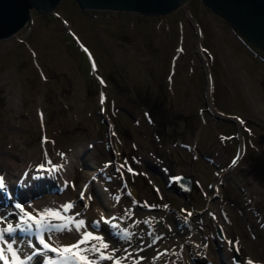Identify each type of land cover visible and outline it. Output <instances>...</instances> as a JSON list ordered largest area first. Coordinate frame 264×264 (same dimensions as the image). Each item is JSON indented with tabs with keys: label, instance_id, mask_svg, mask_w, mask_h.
Masks as SVG:
<instances>
[{
	"label": "rangeland",
	"instance_id": "1",
	"mask_svg": "<svg viewBox=\"0 0 264 264\" xmlns=\"http://www.w3.org/2000/svg\"><path fill=\"white\" fill-rule=\"evenodd\" d=\"M53 10L31 9L26 24L0 40V171L15 182L27 161L35 174L82 155L68 175H55L59 188L67 179L63 190H43L21 201L25 208L73 202L67 216L81 211L76 218L97 222L84 207L111 212L105 193L112 211L166 210L147 225L152 242L169 241L192 220L202 247H184L178 264H264V55L201 0L161 15L82 10L74 0ZM208 103L241 122L216 118ZM219 169L229 170L223 180ZM91 171L94 190L81 200ZM177 174L191 176L190 192H175Z\"/></svg>",
	"mask_w": 264,
	"mask_h": 264
},
{
	"label": "bare ground",
	"instance_id": "2",
	"mask_svg": "<svg viewBox=\"0 0 264 264\" xmlns=\"http://www.w3.org/2000/svg\"><path fill=\"white\" fill-rule=\"evenodd\" d=\"M207 85H208L207 94H209V86H210L209 77H208V84ZM208 105H209V108L213 110V108L210 106V103H208ZM80 151L81 150L77 151L76 153H72L69 156L66 154L63 157V164H59L60 161H58V163H57V169L58 170L53 172V173H55V175L56 174H59V175L62 174L63 175V172H64V176L68 175V171H70V169L73 167V164L78 162V160H79L78 157L80 156V153H81ZM28 164H30L28 161L25 162V169H23V170L21 169L22 171L19 168V171H21V174L23 175L24 173H26V175L22 180V187L15 189L14 190L15 194L11 195L12 200H13V205H12L13 208L7 213V215L5 217V218H7L8 222H12L13 224H15L17 222L18 216H19L18 215L19 212L15 208V205L17 203H19V200H18L19 198H17V197H22V196L26 195L27 193L31 192V190L33 188H35V189L37 188L36 181H39L36 178L37 174L42 173L43 174L42 179L48 178L47 177L48 171L47 172L38 171V172H35V174H34L33 173L34 170H31L29 168ZM228 172H229V170H227V169H219L217 172L219 179L220 180L225 179ZM94 173H95L94 171H91L89 173V178H91V176ZM13 174L14 173H12L11 175H13ZM18 174H19V172H18ZM21 174H19L18 177H20ZM10 177H12V176H10ZM66 180H65V177L62 178V180H61L62 186H67ZM42 181L43 180L39 181V184L41 185V187H42V184H41ZM88 181H89V179H88ZM28 182H30V183H28ZM6 184L8 185L7 182H6ZM9 184L13 185V182H9ZM82 185H81V187H82ZM94 186H95V182H93V179H90V182H89L88 187L86 189V193L88 191H91L94 188ZM81 187H80L79 191L81 190ZM100 190H102V189H100ZM102 197L104 198L103 207L105 209H109V210L111 209L110 210L111 212H108L106 214V212H104V211H96L93 209L88 211V206L84 207V209L86 210V215L89 212L92 214L93 213H96L99 215L103 214L104 217H108L109 224L104 225L99 220V221H97L100 224L99 229L90 228L88 230L93 231L94 234L103 235L107 239V241L111 242V245H114L117 248H119L120 251L117 253V255L119 257H124L127 255V253L125 251H123V249H125V248L128 250V252H132L134 255H133V257H131L129 259L128 264H134V260L136 258H138V255H142L143 264H178L177 259H178L179 253L184 252V250L186 249V248L184 249V247L187 246V248L190 249V251L192 250L193 252H195L197 248L199 250V248L202 247L200 234L197 232L198 230L196 231L195 228L197 226L194 224V222L192 220H188L187 221L188 227L180 230V234L174 235L173 238H171L169 241H164V240L158 238L155 242H152L151 241L152 239H150L148 234H147V228H148L147 225L151 224L152 221L162 217L163 214L166 212V210L165 211L164 210L158 211V212H149V211H144L142 209H137V208H135L136 207L135 205L129 204L125 207H119V209L112 211L113 206L109 202V199H108V197H106L105 193H103ZM60 207H58V208L57 207H53V208L50 207L49 209L60 210L62 212L63 207L62 208H60ZM33 208H34L33 206H30V207H27L26 210H28L32 213L44 211V210H39V211L34 212ZM62 214H64V213L62 212ZM129 216H131V219L129 218ZM93 217H94V215L92 217L87 216V218L92 220V224L94 222L93 220H95ZM113 217L115 219H113ZM87 218H86V216L85 217L83 216L82 218H77V219H84L86 221ZM47 219L51 220L52 218H47ZM145 221H147V223H145ZM67 223H68V221L66 219L63 220V224H67ZM110 225H115L116 227H110ZM70 227H72V230L70 232L67 229H64L62 232L48 233L47 235H51V237H52L51 240L49 241L50 244H57L60 246H66V245H68V244H70L76 240H79L84 229H81V232L77 233L74 226L70 225ZM125 229H127V231L130 234H134L131 242H126V240L123 238V232ZM115 231H117L118 234H115ZM157 233L160 234L159 231L156 232V235H157ZM63 234H64V236H61ZM59 237H61V238H59ZM176 237H178V238H176ZM35 238H36L35 236H33L32 238L29 237L28 241H32V242H35L38 244L37 238L36 239ZM91 243H97L98 244V242H96V241H92ZM149 245H151V247H149ZM37 246L40 247L39 245H37ZM27 247L28 246H25V248H27ZM82 247H85V246H82ZM141 247L144 248L143 252L140 251ZM25 248H23V249H25ZM156 248H157V250H155ZM161 251H162L163 255L159 254ZM158 255H159V259H157ZM37 262L38 261L35 260V264ZM102 264H112V262L111 261H104V262H102Z\"/></svg>",
	"mask_w": 264,
	"mask_h": 264
},
{
	"label": "snow or ice",
	"instance_id": "3",
	"mask_svg": "<svg viewBox=\"0 0 264 264\" xmlns=\"http://www.w3.org/2000/svg\"><path fill=\"white\" fill-rule=\"evenodd\" d=\"M236 160H233L232 163L236 164ZM48 163L51 164V161ZM57 167H53L51 171H57ZM37 171H49L41 165ZM131 173L132 170L128 169ZM7 188L6 179L3 176H0V193L5 191ZM85 193L81 191L80 199H85ZM87 199H92L91 196H88ZM119 197H117V200ZM73 203H67L63 206L62 212L60 210L45 209L42 212L32 213L26 210L25 206L17 203L15 208L19 212L18 220L15 224L8 222L7 218L0 219V224H6L5 227L0 228V264H35L37 258L40 259V264H102L104 261H111L112 264H128V261L133 257L132 252H128L125 248L123 251L127 253L124 257H119L117 253L120 251L114 245H111L110 241L101 235L94 234L93 231L88 230V225L84 219H77L76 217L80 216V213H76L75 216H67L74 208ZM87 207V205H85ZM127 214V213H126ZM188 216H191L192 213H187ZM47 218H52L51 220ZM131 219V216H129ZM67 220V224L63 223H53L52 221H63ZM113 219H115L113 217ZM101 220L104 224H109V221L101 215ZM147 223V222H146ZM70 225H74L77 233L81 232V229H84L81 237L75 243L69 246L57 247L50 244L51 235L48 233L62 232L64 229H67L69 232L72 230ZM94 229H99V222H94L91 225ZM110 227H116L115 225H110ZM35 232L39 248H36L35 245L28 242V248L34 249L33 251L25 254L24 249L20 245L24 244V241L18 240L15 238L17 232L20 233H32ZM134 234H130L127 229L123 232V238L126 242H131ZM11 237V239H9ZM96 241L97 243H91ZM85 246V247H82ZM5 247L7 252L11 256V261L5 258L4 252ZM151 247V245H149ZM140 251L143 252L144 248L141 247ZM51 254H54L51 255ZM160 255H163L162 253ZM54 257H59L57 261ZM159 259V255L157 256ZM134 264H143V257L136 258ZM251 264V262H249Z\"/></svg>",
	"mask_w": 264,
	"mask_h": 264
},
{
	"label": "water",
	"instance_id": "4",
	"mask_svg": "<svg viewBox=\"0 0 264 264\" xmlns=\"http://www.w3.org/2000/svg\"><path fill=\"white\" fill-rule=\"evenodd\" d=\"M81 9L126 11L143 15H161L182 8L186 0H74ZM59 0H0V40L14 35L35 9L41 16L53 13ZM216 15L264 53V0H201ZM215 117H223L214 114ZM178 183L190 190L189 177L179 176ZM219 237L221 230L217 228Z\"/></svg>",
	"mask_w": 264,
	"mask_h": 264
},
{
	"label": "flooded vegetation",
	"instance_id": "5",
	"mask_svg": "<svg viewBox=\"0 0 264 264\" xmlns=\"http://www.w3.org/2000/svg\"><path fill=\"white\" fill-rule=\"evenodd\" d=\"M261 172H262V174H264V167L263 168H261V170H260Z\"/></svg>",
	"mask_w": 264,
	"mask_h": 264
}]
</instances>
